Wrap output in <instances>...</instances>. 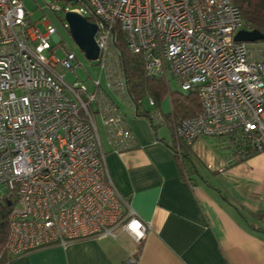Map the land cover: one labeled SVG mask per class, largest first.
Segmentation results:
<instances>
[{
  "label": "built area",
  "instance_id": "1",
  "mask_svg": "<svg viewBox=\"0 0 264 264\" xmlns=\"http://www.w3.org/2000/svg\"><path fill=\"white\" fill-rule=\"evenodd\" d=\"M44 1L97 24L100 75L93 91L69 81L67 71L78 77L76 54L53 44L57 27L34 19L23 0H0V184L15 200L9 255L121 232L145 238L149 224L109 175L98 123L113 151L136 146L116 101L130 97L121 33L148 75L198 90L200 112L176 119L177 137L192 146L228 136L264 150V47L235 39L245 21L233 0ZM152 117L164 122L158 111Z\"/></svg>",
  "mask_w": 264,
  "mask_h": 264
},
{
  "label": "crops",
  "instance_id": "2",
  "mask_svg": "<svg viewBox=\"0 0 264 264\" xmlns=\"http://www.w3.org/2000/svg\"><path fill=\"white\" fill-rule=\"evenodd\" d=\"M146 112L150 117L137 114V108L132 116L124 114L134 148L115 152L106 135L102 139L112 181L150 226L145 238L103 235L8 254L0 264H127L129 259L133 264H264V150L238 162L243 150L234 151L229 139L233 150L220 164L203 136L191 146L193 162L187 164L176 119L161 123L168 128L164 132ZM201 153L214 166L208 172L196 164Z\"/></svg>",
  "mask_w": 264,
  "mask_h": 264
},
{
  "label": "trees",
  "instance_id": "3",
  "mask_svg": "<svg viewBox=\"0 0 264 264\" xmlns=\"http://www.w3.org/2000/svg\"><path fill=\"white\" fill-rule=\"evenodd\" d=\"M233 1L240 9L245 21L244 28L259 29L264 32V0ZM120 35V59L127 76L130 97L137 108V114L150 117L147 112L143 113L139 110V101L142 99L151 96L155 99V103L157 102L160 104L166 95L169 94L172 103V111L168 113V117L180 119L197 115L201 107L198 90H172L171 87H169V80L159 76L148 75L145 70L143 56L133 53L124 40V35L122 33ZM232 143L236 149L234 151L239 152V150H243L244 157L240 158L238 162L246 160L258 153L257 150L249 146H243V140ZM190 151L191 146L187 145V148L181 152L183 156L185 155L187 157V164L188 161L191 163L193 162L192 153ZM14 203V198L7 193L0 195V259L9 256L6 243L10 233L9 222Z\"/></svg>",
  "mask_w": 264,
  "mask_h": 264
},
{
  "label": "rangeland",
  "instance_id": "4",
  "mask_svg": "<svg viewBox=\"0 0 264 264\" xmlns=\"http://www.w3.org/2000/svg\"><path fill=\"white\" fill-rule=\"evenodd\" d=\"M23 2L27 9L33 12L34 19L43 17L57 27V29L59 30V35L61 37V42L55 43V41H52L53 44L58 45L59 47H63L65 50L74 52L76 54L74 63L78 65V67L76 68V74L78 75V77L74 74V72L67 71L68 80L71 82L75 80H82L88 86L89 90L93 91V79L99 78L100 67L96 60H92L87 57L85 51L77 44V42L73 38L70 29L65 27L64 23L66 21V13L55 12L53 9L47 6L44 0H23ZM61 2L65 4L64 0H62ZM40 28L45 31V27L42 24H40ZM250 45L253 47H264V40L252 42ZM58 54L60 57H64V53L61 49H59ZM169 83V87H171L172 90H182L181 85L175 78L170 77ZM116 101L124 114L128 116L134 115L136 105L132 101V99L124 101L116 97ZM139 110L143 113L149 111L151 114L158 111L162 115L164 121H166V119L168 118V113L172 111L171 98L169 94H167L166 97L160 102V104L157 103L155 106H152L150 105V96H148L139 101ZM154 120L156 124L159 123V120L157 118H155ZM98 123L100 134L102 136V139L104 140L106 135L105 128L103 127L100 119H98ZM161 123L163 122L159 123L160 127L165 132L168 128L165 125L163 126V124ZM205 140H208V143L206 144L208 146V152L214 158H216V160L218 161L216 163L225 164L228 156H230L231 151L233 150V147L229 143V137L207 136L205 137ZM195 161L198 168H200L203 173L208 172V168L212 169L214 167L204 153L196 156ZM3 193H6V189L3 185L0 184V195H3Z\"/></svg>",
  "mask_w": 264,
  "mask_h": 264
},
{
  "label": "water",
  "instance_id": "5",
  "mask_svg": "<svg viewBox=\"0 0 264 264\" xmlns=\"http://www.w3.org/2000/svg\"><path fill=\"white\" fill-rule=\"evenodd\" d=\"M66 19L70 23V31L77 44L85 51L87 57L96 60L99 48L95 40L97 24L89 21L83 15L76 12H67ZM237 41L256 42L264 40V32L259 29H240L236 35Z\"/></svg>",
  "mask_w": 264,
  "mask_h": 264
}]
</instances>
